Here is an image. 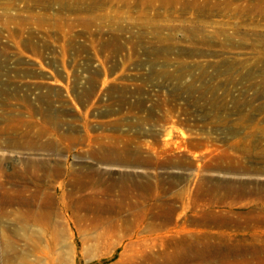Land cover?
Listing matches in <instances>:
<instances>
[{"label":"rangeland","instance_id":"obj_1","mask_svg":"<svg viewBox=\"0 0 264 264\" xmlns=\"http://www.w3.org/2000/svg\"><path fill=\"white\" fill-rule=\"evenodd\" d=\"M260 209L264 0H0V264H264Z\"/></svg>","mask_w":264,"mask_h":264},{"label":"bare ground","instance_id":"obj_2","mask_svg":"<svg viewBox=\"0 0 264 264\" xmlns=\"http://www.w3.org/2000/svg\"><path fill=\"white\" fill-rule=\"evenodd\" d=\"M213 9H215L217 6L216 5H212L211 6ZM243 194V192H242V190H241V195ZM37 195H39L38 193L37 194H35V196H37ZM45 198H47L48 197V195H45L44 196ZM250 211H254V209L253 208H251L250 207ZM260 212H258L257 214H255V213H249L248 214V217H247V220H249V218L250 219H253V220H255V222L254 223H251L253 226H256V227H261L262 225L261 224H264V211H262L261 209L259 210ZM254 216V217H253ZM248 226L250 227V225L248 224Z\"/></svg>","mask_w":264,"mask_h":264}]
</instances>
